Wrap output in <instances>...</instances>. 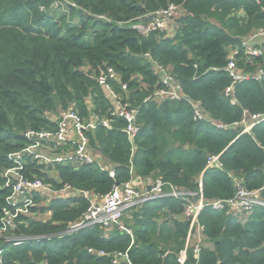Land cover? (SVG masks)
Returning <instances> with one entry per match:
<instances>
[{"label": "trees", "instance_id": "trees-1", "mask_svg": "<svg viewBox=\"0 0 264 264\" xmlns=\"http://www.w3.org/2000/svg\"><path fill=\"white\" fill-rule=\"evenodd\" d=\"M169 5L178 11L168 30L141 34L133 28ZM262 29L264 0H0V218L2 209H15L6 201L11 188L2 177L13 165L9 155L31 143L26 132H55L57 115L67 109L85 122H108V129L97 124L85 136L113 176L96 164L43 165L24 157L28 178L98 198L133 178L160 179L195 194L188 197L192 203L200 197L230 200L237 181L259 191L264 202V121L249 133L234 126L243 111L264 114V75L233 83L226 72L231 51L238 72L264 71V40L254 45L257 57L246 55L242 45ZM154 64L176 80L181 99L144 101L165 90ZM106 69L117 76L107 79L112 91L137 110L132 144L122 132L124 120L112 115L114 102L97 83ZM195 107L205 119L195 118ZM52 152L60 154L61 147ZM210 156L218 157L220 169L207 166ZM32 201L5 234L29 240H2L0 264H179L185 248L184 200H150L125 211L109 229L94 225L65 236L59 234L81 221L88 200L54 198L47 204L34 195ZM198 223L205 244L197 258L187 248L183 264H264V206H254L242 220L228 208L206 206Z\"/></svg>", "mask_w": 264, "mask_h": 264}, {"label": "built area", "instance_id": "built-area-1", "mask_svg": "<svg viewBox=\"0 0 264 264\" xmlns=\"http://www.w3.org/2000/svg\"><path fill=\"white\" fill-rule=\"evenodd\" d=\"M253 1L257 3L260 2V0ZM177 11V6L169 5L167 8L153 13L146 25H134L133 28L137 29L141 34H146L150 31H166ZM261 40H264V29L256 31L249 37L243 39L242 45L245 48V54L251 57L259 56L261 52L259 48H255L254 45ZM235 53V51H231L226 66V72L231 77L233 83L248 80L250 78L258 80L264 75L262 69L255 74L238 72L233 59ZM154 65L157 68V73L161 75V84L165 86V90L162 92H155L144 101H148L149 99L158 100L167 97L171 100L181 99L183 95L176 80H174L164 68L156 64ZM108 78L117 79L116 74L111 69H106V72L100 73L97 76V83L108 93L109 97L114 102L115 110L112 115L124 120L125 127L122 132L132 144L134 137L138 133V127L136 125L137 110L129 107L126 102H122L118 98L108 84ZM125 88V85H121L122 90H125ZM224 94L227 97L231 96L232 86L227 88ZM49 118L52 117L49 116ZM195 118L198 120L205 119V116L196 107ZM263 121L264 114H251L247 111H243L240 121L234 124V126L241 128V133H249L252 127ZM55 122L57 124L55 132H26L25 137L31 143L22 150L10 154L8 157L13 165L2 172V177L5 179V186L11 188V194L6 201L15 209L13 212L7 208L2 209V216L0 218V242L5 240L20 244L25 240H29V238L25 237H6L5 234L7 235L9 231L14 230V220L17 215L26 214L28 212V207L33 206L32 198L34 195L42 198L47 204L54 198L69 199L75 196H81L88 200L89 206L81 221L75 225L69 226L65 231L59 234L60 236L69 235L77 229L94 225L109 229L112 225L118 224L124 212L127 210L138 207L150 200L174 198L186 202L183 217L189 223L188 233L185 239V248L178 256V263L183 264L187 248H191L194 256L197 258L201 246L205 244L203 228L198 223V215L204 207L210 206L216 210L228 208L229 212H232L234 216L242 220L244 216L250 213L254 206H264V202L259 199V191H248L237 181H235L237 190L232 199L226 201L217 200L209 203L205 202L201 197L196 203H192L189 201L188 197H192L195 194L179 191L173 186L162 182L160 179H144L141 180L140 185L134 184L132 182L134 179H132L122 186H114L108 194L99 198L89 192L73 189L68 185H63L59 189H52L48 185H45L40 179L34 177L28 178L24 175V157L32 158L43 165H48L52 162L96 164L99 169L108 172L110 177L113 176L110 166L106 164L104 160L96 157L97 154H94L88 147V139L85 136V132L94 130L97 124H101L102 127L108 129L109 124L107 121L102 120L96 124L94 119L93 122H85L76 112L67 109L59 112ZM212 124L218 128H224L222 125L213 122ZM50 144L52 146H49ZM57 147H61L60 154L52 152ZM207 166L209 168L220 169L221 166L218 157H208ZM88 251L92 252L90 249ZM99 255H102V252H99Z\"/></svg>", "mask_w": 264, "mask_h": 264}, {"label": "crops", "instance_id": "crops-1", "mask_svg": "<svg viewBox=\"0 0 264 264\" xmlns=\"http://www.w3.org/2000/svg\"><path fill=\"white\" fill-rule=\"evenodd\" d=\"M134 180L132 181L134 184H139L140 185V183H141V180L140 179H135V178H133Z\"/></svg>", "mask_w": 264, "mask_h": 264}, {"label": "rangeland", "instance_id": "rangeland-1", "mask_svg": "<svg viewBox=\"0 0 264 264\" xmlns=\"http://www.w3.org/2000/svg\"><path fill=\"white\" fill-rule=\"evenodd\" d=\"M55 7H56V6H55ZM37 216H38V218H40V217H41V215H40V214H38ZM44 216H46V215H44ZM44 216H43L42 218H44Z\"/></svg>", "mask_w": 264, "mask_h": 264}, {"label": "water", "instance_id": "water-1", "mask_svg": "<svg viewBox=\"0 0 264 264\" xmlns=\"http://www.w3.org/2000/svg\"><path fill=\"white\" fill-rule=\"evenodd\" d=\"M97 154V153H96Z\"/></svg>", "mask_w": 264, "mask_h": 264}]
</instances>
